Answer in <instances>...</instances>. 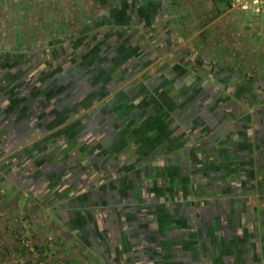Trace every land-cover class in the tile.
<instances>
[{
  "label": "crops",
  "instance_id": "obj_1",
  "mask_svg": "<svg viewBox=\"0 0 264 264\" xmlns=\"http://www.w3.org/2000/svg\"><path fill=\"white\" fill-rule=\"evenodd\" d=\"M211 2L0 0V259L264 264V17Z\"/></svg>",
  "mask_w": 264,
  "mask_h": 264
},
{
  "label": "built area",
  "instance_id": "obj_2",
  "mask_svg": "<svg viewBox=\"0 0 264 264\" xmlns=\"http://www.w3.org/2000/svg\"><path fill=\"white\" fill-rule=\"evenodd\" d=\"M227 1L232 9L246 11L253 16H264V0ZM14 236L18 248L10 259L1 256L0 264H69L60 251L61 241L50 237L45 243L37 242L28 222H25ZM3 247L4 240L0 236V250Z\"/></svg>",
  "mask_w": 264,
  "mask_h": 264
},
{
  "label": "rangeland",
  "instance_id": "obj_3",
  "mask_svg": "<svg viewBox=\"0 0 264 264\" xmlns=\"http://www.w3.org/2000/svg\"><path fill=\"white\" fill-rule=\"evenodd\" d=\"M111 1H116V0H111ZM168 2H173V1H175L176 3H185V5L186 4H190V3H193V2H195V1H199L200 2V4L202 3V11L205 13H207V14H213L214 15V12H215V8H212V2H211V0H167ZM208 4L211 6H208ZM185 10H186V7H181V9H179V12H185ZM205 13V14H206ZM253 16V15H252ZM264 17V16H263ZM261 21H263V22H261L260 24H261V26L259 25V24H256V23H254V22H250V21H243L241 24H240V30H244L245 31V33H246V35H247V37H245L244 39H245V41H247V43H246V45H247V47L248 46H254V44H253V41L252 40H250L249 38H248V35H252L253 36V32L255 31V30H264V20H261ZM235 26V25H234ZM229 29L231 30V31H234L235 30V28L232 26V28H231V26L229 27ZM248 32V33H247ZM233 35V34H232ZM232 37H234V36H232ZM232 37H230V40H229V42H232L233 40H232ZM235 40V39H234ZM262 40H263V43H262V45H264V38H262ZM250 54V53H249ZM253 54H251V56H252ZM263 56H264V52H263Z\"/></svg>",
  "mask_w": 264,
  "mask_h": 264
},
{
  "label": "trees",
  "instance_id": "obj_4",
  "mask_svg": "<svg viewBox=\"0 0 264 264\" xmlns=\"http://www.w3.org/2000/svg\"><path fill=\"white\" fill-rule=\"evenodd\" d=\"M102 2H105V0H101ZM226 1V3L229 5V3H228V1L227 0H225Z\"/></svg>",
  "mask_w": 264,
  "mask_h": 264
}]
</instances>
